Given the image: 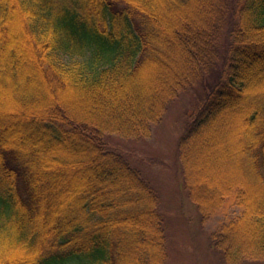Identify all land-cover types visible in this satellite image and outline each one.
<instances>
[{"label":"trees","instance_id":"16d2710c","mask_svg":"<svg viewBox=\"0 0 264 264\" xmlns=\"http://www.w3.org/2000/svg\"><path fill=\"white\" fill-rule=\"evenodd\" d=\"M214 72L178 142L184 186L203 225L240 208L210 234L226 264H263L264 0H0V264H164L160 198L106 137L149 139ZM203 149L235 186L190 181Z\"/></svg>","mask_w":264,"mask_h":264},{"label":"rangeland","instance_id":"374dc122","mask_svg":"<svg viewBox=\"0 0 264 264\" xmlns=\"http://www.w3.org/2000/svg\"><path fill=\"white\" fill-rule=\"evenodd\" d=\"M229 28L227 24L220 42L219 63L226 57ZM214 74L216 76L217 72L207 76L199 85L182 92L168 108L160 123L153 127L149 139L127 141L117 136L106 137L107 147L123 154L155 188L160 198L159 209L164 216L167 250L164 264H226L220 253L211 246L210 234L220 229L223 224H229L240 213V208L232 205L226 211L210 216L203 225L184 186L182 166L178 158L180 137L188 127L198 101L214 86ZM259 87L255 85L251 92H258ZM1 110L0 108V112L4 113ZM7 110L4 114L12 115L16 111L10 108ZM2 118L1 123L10 139L17 127L15 120L10 116ZM235 129L233 128L231 134H234ZM203 152L204 149L193 155V177L190 181L195 184L208 181L213 186L228 188L235 186L238 174L233 166L227 162L224 165L210 163ZM249 189L246 188L248 193Z\"/></svg>","mask_w":264,"mask_h":264}]
</instances>
